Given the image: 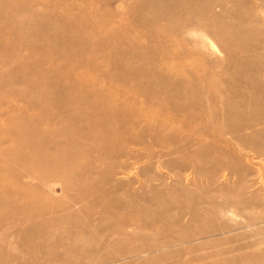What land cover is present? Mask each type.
<instances>
[{
    "label": "rangeland",
    "instance_id": "1",
    "mask_svg": "<svg viewBox=\"0 0 264 264\" xmlns=\"http://www.w3.org/2000/svg\"><path fill=\"white\" fill-rule=\"evenodd\" d=\"M0 264H264V0H0Z\"/></svg>",
    "mask_w": 264,
    "mask_h": 264
},
{
    "label": "bare ground",
    "instance_id": "2",
    "mask_svg": "<svg viewBox=\"0 0 264 264\" xmlns=\"http://www.w3.org/2000/svg\"><path fill=\"white\" fill-rule=\"evenodd\" d=\"M34 130V129H33Z\"/></svg>",
    "mask_w": 264,
    "mask_h": 264
}]
</instances>
